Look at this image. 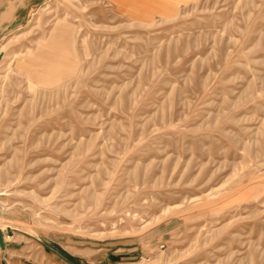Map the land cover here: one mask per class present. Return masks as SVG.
<instances>
[{"label":"rangeland","instance_id":"rangeland-1","mask_svg":"<svg viewBox=\"0 0 264 264\" xmlns=\"http://www.w3.org/2000/svg\"><path fill=\"white\" fill-rule=\"evenodd\" d=\"M0 226L75 264H264V0L35 7L0 39Z\"/></svg>","mask_w":264,"mask_h":264},{"label":"crops","instance_id":"crops-1","mask_svg":"<svg viewBox=\"0 0 264 264\" xmlns=\"http://www.w3.org/2000/svg\"><path fill=\"white\" fill-rule=\"evenodd\" d=\"M44 0H0V39L6 32L22 26L32 10ZM117 12L129 19L138 20L141 15L130 14L123 6L117 3H112ZM128 10L130 7L128 6ZM158 16L154 14L153 17ZM152 17V18H153ZM17 244L5 242L3 247H0V264H75L67 255L61 251L53 250L50 252L52 244L42 236L38 240L29 238L25 234H18L16 238ZM62 245V244H61ZM64 245V246H63ZM62 248L71 253L67 245L74 246V242L63 244ZM48 249V251H47ZM117 264V263H116Z\"/></svg>","mask_w":264,"mask_h":264},{"label":"bare ground","instance_id":"bare-ground-1","mask_svg":"<svg viewBox=\"0 0 264 264\" xmlns=\"http://www.w3.org/2000/svg\"><path fill=\"white\" fill-rule=\"evenodd\" d=\"M4 227L0 226V233H1V239H2V244L0 243V247H3L5 244L6 238L4 237L3 229ZM3 245V246H2Z\"/></svg>","mask_w":264,"mask_h":264},{"label":"water","instance_id":"water-1","mask_svg":"<svg viewBox=\"0 0 264 264\" xmlns=\"http://www.w3.org/2000/svg\"><path fill=\"white\" fill-rule=\"evenodd\" d=\"M0 243L2 244L1 233H0ZM2 246H3V245H2Z\"/></svg>","mask_w":264,"mask_h":264}]
</instances>
